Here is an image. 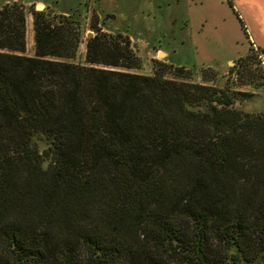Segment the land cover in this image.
I'll use <instances>...</instances> for the list:
<instances>
[{"label":"trees","instance_id":"obj_1","mask_svg":"<svg viewBox=\"0 0 264 264\" xmlns=\"http://www.w3.org/2000/svg\"><path fill=\"white\" fill-rule=\"evenodd\" d=\"M29 10L33 56L25 7H0V264H264V116L233 107L252 94L127 71L95 13L70 62L78 22ZM260 54L237 85L261 86Z\"/></svg>","mask_w":264,"mask_h":264},{"label":"rangeland","instance_id":"obj_2","mask_svg":"<svg viewBox=\"0 0 264 264\" xmlns=\"http://www.w3.org/2000/svg\"><path fill=\"white\" fill-rule=\"evenodd\" d=\"M11 2L25 7V55H34L30 8L41 4L45 12L71 15L78 22L81 42L75 58L68 60L78 64L84 63L86 39L94 35L91 22H95L92 19L95 13L101 31L130 39L140 66L127 71L152 75L159 63H164L168 65L165 77L173 79L176 69L182 67L189 70L190 75L184 73L188 77L176 80L251 93L248 100H235L233 107L264 116V78L257 81L260 87L237 85L236 75L230 70L234 61L246 55L249 48L256 50L259 45L264 49V29L262 24L258 28L249 19H243L241 10L237 16V7L232 8L228 1L210 0L202 9L194 7L191 0H0V7ZM205 7L209 14L206 20L198 13L199 9L205 13ZM257 60L255 67L261 68L264 76V54L258 55ZM206 68L213 72V75L206 72L208 81L202 80L200 75Z\"/></svg>","mask_w":264,"mask_h":264},{"label":"crops","instance_id":"obj_3","mask_svg":"<svg viewBox=\"0 0 264 264\" xmlns=\"http://www.w3.org/2000/svg\"><path fill=\"white\" fill-rule=\"evenodd\" d=\"M208 1H210V0H191V2L194 4V7L198 6L201 9H202L203 4H207ZM218 1H220L221 3H223L224 1L230 2V6L232 8L237 7V9L239 11V12L237 11V16H240L239 13L241 10V15H242L243 19H245V18L247 20L249 19L252 23L257 24L258 28H260V26L262 24V28L264 29V25H263L264 24V0H218ZM201 9H199V12H198L199 15H201L200 18L203 17L205 20L208 19L207 15H209V14H206L207 8L206 7L203 8V9H205V13L201 12ZM259 24H260V26H259ZM243 26H245V24H243ZM245 30H247L246 27H245ZM253 44L256 45L257 43L253 42ZM257 47L261 48L259 45H257ZM230 62H232V61L229 60V63Z\"/></svg>","mask_w":264,"mask_h":264},{"label":"water","instance_id":"obj_4","mask_svg":"<svg viewBox=\"0 0 264 264\" xmlns=\"http://www.w3.org/2000/svg\"><path fill=\"white\" fill-rule=\"evenodd\" d=\"M42 8H43V6H42L41 4H37V5L35 6V10H36V11H41ZM89 36H90V35H89ZM160 54H161V53H160Z\"/></svg>","mask_w":264,"mask_h":264},{"label":"bare ground","instance_id":"obj_5","mask_svg":"<svg viewBox=\"0 0 264 264\" xmlns=\"http://www.w3.org/2000/svg\"><path fill=\"white\" fill-rule=\"evenodd\" d=\"M160 55H163L162 53Z\"/></svg>","mask_w":264,"mask_h":264}]
</instances>
